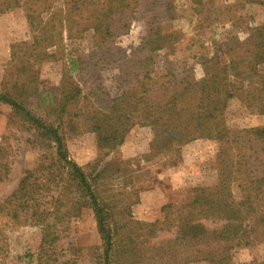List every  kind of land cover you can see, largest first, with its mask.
I'll return each mask as SVG.
<instances>
[{
  "label": "trees",
  "instance_id": "obj_1",
  "mask_svg": "<svg viewBox=\"0 0 264 264\" xmlns=\"http://www.w3.org/2000/svg\"><path fill=\"white\" fill-rule=\"evenodd\" d=\"M193 1L203 7L213 0ZM233 1L227 10L264 5V0ZM156 6L150 0H0V15L22 10L29 28V39L11 46L0 83V103L11 109L0 135V183L9 176V142L17 133L28 135L31 147L43 153L0 203V226L37 228L38 264H61L51 251L83 209L94 217L101 264H234L232 250L264 241V127L226 124L232 101L250 114L264 115V23L249 28L243 41L230 34L224 44L214 42L213 50L197 59L203 68L198 80L189 69L180 79L170 69L152 75L155 56L173 53L178 40L172 22L148 20L147 11ZM160 7L163 16L155 21L172 15L171 0ZM137 17L147 19L138 46L128 56L109 47ZM63 35L69 40L89 35L92 50L84 59L71 60L56 96L45 102L38 92L37 66L52 59L48 49L59 48ZM101 68L118 71L127 88L109 96ZM80 71L86 80L75 82ZM136 125L149 127L154 157L178 155L182 146L199 139L217 145L214 184L194 187L189 202L162 207V220L151 223L133 219L131 203L114 193L104 195L111 186L101 182L108 172L102 158ZM66 130L94 134L102 155L94 171L86 173L69 158ZM164 233L173 239L160 247L151 244ZM4 245L0 230V251Z\"/></svg>",
  "mask_w": 264,
  "mask_h": 264
},
{
  "label": "rangeland",
  "instance_id": "obj_2",
  "mask_svg": "<svg viewBox=\"0 0 264 264\" xmlns=\"http://www.w3.org/2000/svg\"><path fill=\"white\" fill-rule=\"evenodd\" d=\"M150 1H155L157 6L147 11L148 20L172 22L173 30L178 34L173 53L166 55L159 52L155 56L152 75H165L170 69L180 79L189 69L190 76L198 80L203 75V68L197 59L210 53L214 42L221 41L224 44L230 34L243 41L249 28L264 23V5L249 3L229 11L227 8L234 4L233 0H213L210 5L203 7L197 6L193 0H171L172 15L155 21L156 16H163L164 8L160 7L163 0ZM206 16L210 18L205 19ZM145 22L147 19L142 17L132 20L128 31L116 36L108 43L109 47L128 56L145 36ZM231 22L236 23V26L231 25ZM63 37L59 48L48 49L53 54L52 59L37 66L38 92L45 102L56 96L60 80L71 60L77 56L84 59L92 50L89 35L77 40ZM28 39L29 28L22 10L15 9L0 15V83L7 72L11 46ZM84 73L80 71L75 82L85 77ZM72 74L75 76V71ZM99 74L109 96H117L127 88L118 71L101 68ZM10 115V107L0 103V135L5 132ZM226 124L235 128L264 127V115L250 114L240 103L232 101L227 108ZM151 135L149 127L134 126L127 133L123 144L102 158L103 162L100 160L102 155L97 151L94 134L66 130L64 135L69 158L86 173L94 171L100 162L108 164V172L101 182L110 184L111 192L104 195L114 193L123 203H131L132 218L146 223L162 220L161 208L166 205L175 207L189 202L194 187L214 184L213 165L217 154V145L213 141L199 139L182 146L178 155L150 156ZM27 139L29 136L23 133H17L10 139V173L0 183V203L15 189L22 172L33 169L41 161L43 153L31 147ZM121 184L127 187L123 188ZM66 228L53 246V258L61 264H101L100 239L92 212L83 209L77 218H71ZM0 230L5 236L0 264H38L40 232L37 228L25 226L2 229L0 226ZM159 237L153 239L151 244L159 247L166 245L174 235L164 233ZM147 254L150 255L149 251ZM231 256L234 264L262 262L264 241L251 247L234 249Z\"/></svg>",
  "mask_w": 264,
  "mask_h": 264
}]
</instances>
